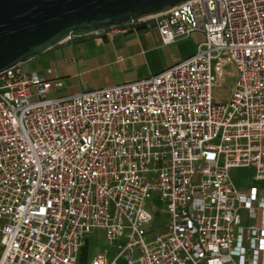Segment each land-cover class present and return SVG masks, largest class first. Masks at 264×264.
<instances>
[{"label":"built area","instance_id":"2783aa9c","mask_svg":"<svg viewBox=\"0 0 264 264\" xmlns=\"http://www.w3.org/2000/svg\"><path fill=\"white\" fill-rule=\"evenodd\" d=\"M139 23L162 46L205 39L80 94L51 96L63 81L22 64L0 73V264H82L97 230L117 255L86 264H264V188L230 177L264 180V0H190L111 30Z\"/></svg>","mask_w":264,"mask_h":264},{"label":"water","instance_id":"95a60500","mask_svg":"<svg viewBox=\"0 0 264 264\" xmlns=\"http://www.w3.org/2000/svg\"><path fill=\"white\" fill-rule=\"evenodd\" d=\"M190 0H0V73L72 38L125 27Z\"/></svg>","mask_w":264,"mask_h":264},{"label":"crops","instance_id":"0c3cea01","mask_svg":"<svg viewBox=\"0 0 264 264\" xmlns=\"http://www.w3.org/2000/svg\"><path fill=\"white\" fill-rule=\"evenodd\" d=\"M151 30L161 44L155 28L143 31L128 28L127 33L110 30L67 40L22 64V68L27 72L36 71L48 80L61 79L63 93L57 96L132 82L175 64L142 72L147 64L146 54L154 49V39L149 33Z\"/></svg>","mask_w":264,"mask_h":264},{"label":"rangeland","instance_id":"374dc122","mask_svg":"<svg viewBox=\"0 0 264 264\" xmlns=\"http://www.w3.org/2000/svg\"><path fill=\"white\" fill-rule=\"evenodd\" d=\"M150 35L154 39V49L149 51L146 58V66L144 71L148 70H159L166 66L167 64L180 62L191 55L195 54L198 50L200 43L204 41V36L201 34H193L189 38L179 40L175 44L169 46H161V44L156 40L155 33L151 30ZM227 77L224 84L216 91V98L221 101H225L230 97L235 75L231 67H227ZM63 93V91L56 90L51 96H57ZM230 177L236 187L240 190H246L252 186L264 188V180H258L255 178V171L253 169H232L230 170ZM167 221V216L158 218L155 221L154 226H158L161 223ZM106 250L109 251L111 257L117 255L116 248L111 247L103 231H94L87 237V244L83 248L80 255V262L82 264L89 263V261ZM1 255V247H0Z\"/></svg>","mask_w":264,"mask_h":264},{"label":"trees","instance_id":"16d2710c","mask_svg":"<svg viewBox=\"0 0 264 264\" xmlns=\"http://www.w3.org/2000/svg\"><path fill=\"white\" fill-rule=\"evenodd\" d=\"M149 28H153L152 26H149V25H147V24H145V23H139V24H136L135 25V27H134V29L136 30V31H143V30H147V29H149ZM133 30V29H132Z\"/></svg>","mask_w":264,"mask_h":264}]
</instances>
